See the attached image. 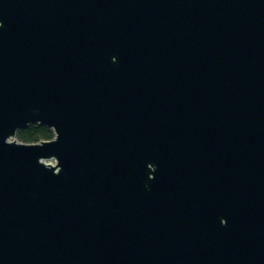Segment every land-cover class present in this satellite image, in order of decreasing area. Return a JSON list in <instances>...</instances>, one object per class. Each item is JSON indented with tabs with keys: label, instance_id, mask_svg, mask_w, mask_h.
Listing matches in <instances>:
<instances>
[{
	"label": "water",
	"instance_id": "obj_1",
	"mask_svg": "<svg viewBox=\"0 0 264 264\" xmlns=\"http://www.w3.org/2000/svg\"><path fill=\"white\" fill-rule=\"evenodd\" d=\"M0 264H264V0H0Z\"/></svg>",
	"mask_w": 264,
	"mask_h": 264
},
{
	"label": "trees",
	"instance_id": "obj_2",
	"mask_svg": "<svg viewBox=\"0 0 264 264\" xmlns=\"http://www.w3.org/2000/svg\"><path fill=\"white\" fill-rule=\"evenodd\" d=\"M54 136L53 131L37 123H32L25 128L18 129L15 138L20 142L32 143L41 140H48Z\"/></svg>",
	"mask_w": 264,
	"mask_h": 264
},
{
	"label": "rangeland",
	"instance_id": "obj_3",
	"mask_svg": "<svg viewBox=\"0 0 264 264\" xmlns=\"http://www.w3.org/2000/svg\"><path fill=\"white\" fill-rule=\"evenodd\" d=\"M50 162H53V160H50Z\"/></svg>",
	"mask_w": 264,
	"mask_h": 264
}]
</instances>
